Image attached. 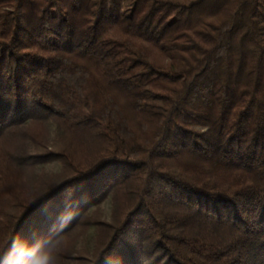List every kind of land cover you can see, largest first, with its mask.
I'll return each instance as SVG.
<instances>
[{"label": "trees", "instance_id": "16d2710c", "mask_svg": "<svg viewBox=\"0 0 264 264\" xmlns=\"http://www.w3.org/2000/svg\"><path fill=\"white\" fill-rule=\"evenodd\" d=\"M68 187V264H264V0H0V245Z\"/></svg>", "mask_w": 264, "mask_h": 264}, {"label": "clouds", "instance_id": "9594fccd", "mask_svg": "<svg viewBox=\"0 0 264 264\" xmlns=\"http://www.w3.org/2000/svg\"><path fill=\"white\" fill-rule=\"evenodd\" d=\"M73 179L75 177L68 176L56 180L46 191L41 192L37 199L50 195ZM84 199V196L77 195L75 187H68L49 234L42 239L28 238L24 235L10 236L0 245V264H68L63 241L65 234L69 233L82 218ZM95 264H124V259L115 249L105 248Z\"/></svg>", "mask_w": 264, "mask_h": 264}]
</instances>
